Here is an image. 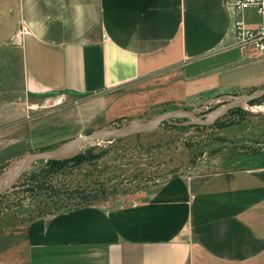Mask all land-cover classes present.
<instances>
[{"label": "crops", "instance_id": "obj_1", "mask_svg": "<svg viewBox=\"0 0 264 264\" xmlns=\"http://www.w3.org/2000/svg\"><path fill=\"white\" fill-rule=\"evenodd\" d=\"M227 1L0 0V124L20 118L19 95H89L107 113L138 94L190 104L264 88V51L236 44ZM133 190L9 226L0 264H263L264 161Z\"/></svg>", "mask_w": 264, "mask_h": 264}, {"label": "rangeland", "instance_id": "obj_2", "mask_svg": "<svg viewBox=\"0 0 264 264\" xmlns=\"http://www.w3.org/2000/svg\"><path fill=\"white\" fill-rule=\"evenodd\" d=\"M253 91L190 104L165 98L151 101L146 100V93L138 94L125 106L107 113L94 108L89 95L57 92L27 99L19 95L20 118L7 121V125L0 124V131L11 130L8 136L0 135V185L14 175L30 151L57 146L79 133H102L122 126L145 127V130L90 140L82 149L90 146L96 156L54 174L53 188H71L78 184L86 191L105 188L104 195L97 191L99 196H90L88 204H118L126 203L134 188L161 182L176 172L191 171L198 164L217 168L261 164L264 161V93L253 98L254 101L233 106L215 124L200 123L188 114L175 112L172 116L169 113L177 109L192 110L200 119L212 118L226 103ZM223 141L234 145L214 147ZM35 162L30 163L12 188L0 194L2 237L11 230L16 233L9 226L54 209L53 202L56 206L75 204L72 198L63 196L58 200L57 195L30 190L27 177L38 166Z\"/></svg>", "mask_w": 264, "mask_h": 264}, {"label": "water", "instance_id": "obj_3", "mask_svg": "<svg viewBox=\"0 0 264 264\" xmlns=\"http://www.w3.org/2000/svg\"><path fill=\"white\" fill-rule=\"evenodd\" d=\"M264 93V88L258 89L253 91L250 94H247V96H241L236 99H233V101L228 102L221 108V110H218L215 115H213L212 118H204L200 119L199 116L195 115V113L192 110H183V109H177L175 111L169 112L172 116L175 112H179L182 114H188L190 117H193L200 123H212L213 121L217 120L219 116L223 113H225L227 110L233 108V106L238 105L242 101L251 100L253 98H256L258 96H261ZM166 115V114H164ZM163 115V116H164ZM186 116V115H185ZM188 116V117H189ZM153 118H160V117H153ZM152 118V119H153ZM150 119H148L146 122H148ZM145 122V123H146ZM145 130V127H134L129 129L126 126H122L120 128H117V130H112L108 132H93L90 131L88 133H79L76 136H73V138H70L62 143H59V145L51 147V148H44V150H38V151H30L24 155L22 162L20 163L18 169L14 173V175L3 185H0V193H3L7 191L8 189L12 188L14 184L16 183L17 179L21 174L24 172V170L27 169V167L30 165L31 162L39 161V160H46L48 158L50 159H69L77 155L82 151V148L84 145H86L90 140H100L105 137H117L122 136L125 134H131L132 132H136L139 130ZM221 145H234V143L223 141L219 142L218 144H215L214 147H219Z\"/></svg>", "mask_w": 264, "mask_h": 264}, {"label": "trees", "instance_id": "obj_4", "mask_svg": "<svg viewBox=\"0 0 264 264\" xmlns=\"http://www.w3.org/2000/svg\"><path fill=\"white\" fill-rule=\"evenodd\" d=\"M251 101H254V99H251ZM215 123H216V120L212 122V124H215ZM91 150L92 149H90V146H88V148H85V150L82 149L80 153H78L77 155L69 159L56 160V159L48 158L45 161L39 160L33 163V164H37L38 166L35 167L36 169H32L27 177V180L29 183L28 186L30 187V190L36 189L40 193L46 194L47 192L49 194H52V196L57 195L59 198L58 200H60V198L63 196L67 198H72V200H75V204L70 206V205L63 203V204L56 206L55 202H53L54 209H47L45 212H41V213L36 214L35 216H32V218L36 216L46 215V213H53L63 208H71V207H75L76 205H81L84 203L88 204L90 202L89 201L90 196H93V197L99 196V193H97V191L99 192H104V190L107 191L105 188L104 189L102 188L101 190H95V191H92L91 189H89L91 191L88 190L89 191L88 192L86 191L87 189L80 184L75 185V187H71V188L61 187V186L58 189L53 188V184L51 182L53 179L51 178H53L54 174H57L61 170L72 166V164H79V162L81 161H85V160H88L96 156L91 153ZM213 150H217V149H213ZM90 192H92V194ZM101 194L104 195L105 192Z\"/></svg>", "mask_w": 264, "mask_h": 264}, {"label": "built area", "instance_id": "obj_5", "mask_svg": "<svg viewBox=\"0 0 264 264\" xmlns=\"http://www.w3.org/2000/svg\"><path fill=\"white\" fill-rule=\"evenodd\" d=\"M227 3L233 8L236 44L244 51L252 50L251 56H260L264 51V0H230ZM249 9L259 15V21L254 27L248 26L245 21Z\"/></svg>", "mask_w": 264, "mask_h": 264}]
</instances>
